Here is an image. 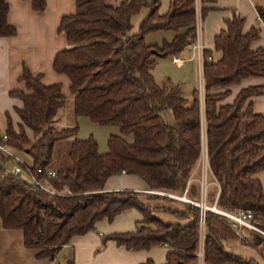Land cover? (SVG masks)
Masks as SVG:
<instances>
[{
	"label": "trees",
	"instance_id": "1",
	"mask_svg": "<svg viewBox=\"0 0 264 264\" xmlns=\"http://www.w3.org/2000/svg\"><path fill=\"white\" fill-rule=\"evenodd\" d=\"M30 1L34 11L45 10L46 0ZM159 7L160 0H75L74 14L60 21L57 31L67 47L55 56L52 70L69 81L75 117L119 128L120 134L108 140L106 154L98 153L92 139H74L68 154L70 168H52L56 143L77 132V127L57 131L52 126L65 104L61 85L44 86L42 76L24 69L20 78L24 90L9 94L20 106L13 109L15 123L11 114H5L7 145L32 160L30 167L23 166L24 171L52 169L57 178L45 182L46 186L68 193L52 196L0 176L2 226L22 231L24 246L37 251L38 259L54 260L73 237L94 231L101 220L111 222L135 209L143 218L136 231L108 238L118 247L148 251L165 245L169 249L165 264H258L225 250L223 243L238 237L229 221L216 213L167 198L161 199L179 208H152L149 202L158 196L143 201L135 192H104L110 177L134 175L150 192L182 197L186 191V199L199 204L201 189L191 182V174L205 152L217 186L211 195L206 194V206H212L217 197L218 210L249 211L264 230V185L256 178L264 172V114H255L249 101L263 95V88L241 90L232 104H222L229 96L228 88L264 77V50L251 49L258 31L243 35L244 22L234 15L214 39L221 59L213 62L210 53L203 54V127L199 93L194 91L189 101L181 85L168 79L157 84L153 76L158 59L180 55L195 42V0H169L164 16L159 15ZM145 8L148 14L132 35V20ZM256 11L264 24V8L257 6ZM7 15L8 5L0 0V38L16 32L7 23ZM156 32L174 36L160 46L146 44V36ZM128 137L133 138L131 143ZM160 211L176 222L156 218L154 213ZM243 236L242 242L264 260V237L245 229Z\"/></svg>",
	"mask_w": 264,
	"mask_h": 264
},
{
	"label": "crops",
	"instance_id": "2",
	"mask_svg": "<svg viewBox=\"0 0 264 264\" xmlns=\"http://www.w3.org/2000/svg\"><path fill=\"white\" fill-rule=\"evenodd\" d=\"M5 1L8 5L7 23L14 27L16 32L12 37L0 38V115L4 117L6 113L13 115V109L20 106L19 102L10 98L9 94L13 91L24 90V86L20 82L24 69L29 70L34 76H42L44 86L61 85L62 95L70 93L68 79L63 75L54 73L52 64L55 56L67 47L64 36L57 31L60 21L63 17L75 12V0H46V8L43 12L34 11L30 0ZM257 6L264 8V0H195L196 40L184 52L176 56L182 60L181 66L178 68L172 63L173 56L158 59L156 62L154 71L160 61L169 59L177 69H182L185 64L189 65L188 68H192L193 65L198 68L200 74L199 88L193 90L189 95L184 93L183 95L190 101L194 91L199 93L203 127V54L205 52L210 53V59L213 62H218L221 59V53L214 49V39L226 29V21L231 20L234 15H237L244 22L243 35L250 33L253 29L258 31V40L252 43L251 49L253 51L264 50V24L259 20L256 11ZM168 9L169 0H160L159 15H166ZM202 10L205 13L202 14ZM166 33H163L164 37L161 39V43L156 45L160 46L164 41L170 42L173 39V33ZM194 44L201 46V52L193 49ZM161 78V83L168 79L174 84L183 85L180 80L170 76ZM252 87L263 88V95L249 100L253 112L263 115L264 77L248 78L242 80L238 85L228 88L229 96L222 104H232L241 90ZM166 120L171 122L168 114ZM25 163L31 166L32 160L30 163L26 161ZM205 166V181L193 178L196 167L191 174V182L198 183L200 188L201 185H204L206 191L208 187L214 185V190H216L217 186L212 182L207 160ZM256 178L264 185V172L258 173ZM122 191L138 193L142 195V200L147 196H158L160 199L149 202L152 208L161 207L171 210L179 208L174 202L161 198L182 203L167 196L150 194L144 182L137 176L119 174L110 177L105 184L104 192ZM154 216L161 221H163L162 217L174 218L163 211L155 212ZM142 219L139 211L130 209L119 214L111 222L106 219L101 220L95 224L94 231L73 237L52 261L38 259L37 251L24 246L22 231L4 229L0 219V264H145L148 261L153 262V264H165L166 256L169 253L167 247L160 246L148 251H128L108 240L113 235L135 232ZM163 222L173 223V221ZM245 237L248 239V234ZM223 245L227 252L236 257L264 264V260L258 251L239 239H228ZM201 248L200 245V250Z\"/></svg>",
	"mask_w": 264,
	"mask_h": 264
},
{
	"label": "rangeland",
	"instance_id": "3",
	"mask_svg": "<svg viewBox=\"0 0 264 264\" xmlns=\"http://www.w3.org/2000/svg\"><path fill=\"white\" fill-rule=\"evenodd\" d=\"M148 13V9H142V11L133 18L132 20V28L130 33L132 35L138 33L139 26L144 16ZM167 34L166 32H163ZM163 33H151L146 36L145 42L149 45H156L161 43V39L164 37ZM151 36V37H149ZM189 65L185 64L182 69H177L172 63L171 60H163L160 61L158 67L153 72L155 76V81L157 84H160L162 81L161 77L170 76L173 79L180 80L183 85L182 92L184 94H191L193 90H197L200 85V74L198 68L193 65L192 68H188ZM162 75V76H161ZM65 104L64 107L58 112L55 122L53 123V127L57 130H64V129H73L77 127V132L74 137H70L59 141L56 143L53 152V160L51 167L56 169L58 167L62 168H70L71 161L69 159V150L72 145L74 139L84 141L92 139L96 142L98 146V153L100 155H104L108 152V140L111 136H117L120 134L118 127H104L98 124L91 122L88 118L85 117H75L74 109H73V97L71 94L64 95ZM13 123H15L16 119L14 115L11 116ZM15 127V126H14ZM6 129V119L3 115H0V133L3 134ZM127 140L131 143L133 141L132 137H128ZM16 155L23 161V162H31V159L24 153L21 154L19 152H15ZM206 159L205 154H202L200 162L197 166L196 173L193 175V178L201 179V181H205V168H206ZM9 170H13L14 164H9L7 166ZM0 176H2L0 174ZM209 178V177H208ZM208 182V180H207ZM214 191V185L208 187L207 194L211 195ZM144 201V200H143ZM209 206V205H208ZM161 217V216H159ZM163 221H175L174 218L171 217H162ZM247 246V245H245Z\"/></svg>",
	"mask_w": 264,
	"mask_h": 264
},
{
	"label": "built area",
	"instance_id": "4",
	"mask_svg": "<svg viewBox=\"0 0 264 264\" xmlns=\"http://www.w3.org/2000/svg\"><path fill=\"white\" fill-rule=\"evenodd\" d=\"M193 49L198 50L201 52L202 48L199 44H194ZM172 63L176 67H180L182 64V60L179 59L176 56L172 57ZM7 137L5 134H0V174L2 177L4 176H10L11 178L18 180L22 183L27 184L30 188H32L33 191L36 192H44L48 195H59V196H65L68 193L67 192H60L56 193L54 192L51 188L46 186L45 182L49 180H54L57 178L56 172L52 169H43V168H38L35 172L31 171H24L23 166H29L25 162H23L15 152H17L15 149L7 145ZM205 154V152H204ZM205 159L206 154H205ZM9 160V164H14L13 170H9L7 168V165H5L3 162ZM30 167V166H29ZM201 201L199 204L194 203L186 199V191L184 192L182 197H175L171 195H167L164 193H159V192H149L150 194H155V195H163L167 196L169 198L178 200L182 203L186 204H191L194 206H198L203 212L205 211H210L213 213H216L224 218H226L229 221L230 227L236 234L239 240L244 241L245 238L243 236V230H248L251 231L255 234H258L259 236L264 237V230H262L260 227H258L254 223V215L249 212V211H244V210H235L234 212H226V211H220L216 208V202H217V197L214 201V204L210 207L206 206L205 204V199H206V187L204 185H201ZM203 224V217L201 220ZM164 247H166L164 245ZM198 257L200 258V261L202 260V252L198 254Z\"/></svg>",
	"mask_w": 264,
	"mask_h": 264
},
{
	"label": "water",
	"instance_id": "5",
	"mask_svg": "<svg viewBox=\"0 0 264 264\" xmlns=\"http://www.w3.org/2000/svg\"><path fill=\"white\" fill-rule=\"evenodd\" d=\"M256 239H260V237H256Z\"/></svg>",
	"mask_w": 264,
	"mask_h": 264
}]
</instances>
